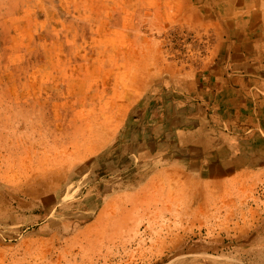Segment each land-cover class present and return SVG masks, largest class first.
<instances>
[{"label":"rangeland","instance_id":"374dc122","mask_svg":"<svg viewBox=\"0 0 264 264\" xmlns=\"http://www.w3.org/2000/svg\"><path fill=\"white\" fill-rule=\"evenodd\" d=\"M236 1L0 0V264H264V0ZM47 161L69 190L18 205Z\"/></svg>","mask_w":264,"mask_h":264},{"label":"bare ground","instance_id":"6f19581e","mask_svg":"<svg viewBox=\"0 0 264 264\" xmlns=\"http://www.w3.org/2000/svg\"><path fill=\"white\" fill-rule=\"evenodd\" d=\"M145 2V1H144ZM227 3V2H226ZM235 5H240V0L236 1ZM245 5V0L243 1V3L241 4V8H243V6ZM239 8V7H238ZM215 10V9H213ZM170 11V10H168ZM233 11H239L237 10L236 6H234ZM254 11V10H253ZM156 13V12H155ZM154 14V13H153ZM152 14V15H153ZM179 16L184 17L188 20H191L192 17L194 16V13H192L191 11H180L179 12ZM254 17V16H253ZM255 20V19H254ZM241 24L243 23H250V19L246 18L244 20H240ZM264 21V18H263ZM252 23V22H251ZM239 24L238 26L240 27ZM227 25V24H226ZM132 28V27H131ZM257 28V27H256ZM261 31V30H260ZM235 32V31H234ZM163 65V64H162ZM162 65H155L152 68V74H156V72L159 71V68ZM131 70V69H130ZM164 71L170 75L173 74H179L176 66L174 64H166V67L164 68ZM150 73V72H149ZM140 75H137L139 77V84L143 85V84H147L148 81L150 82L151 80H155V76L152 75V77L149 78V74L148 73H138ZM151 79V80H150ZM123 87V86H122ZM120 88V87H119ZM191 98H193V101H195V97L192 96ZM184 125V124H183ZM187 125H189L187 123ZM185 126V125H184ZM188 128V127H187ZM101 149H98L96 151H94V155H97L101 152ZM196 151V149H195ZM112 155V154H111ZM178 157V156H177ZM105 158V157H104ZM122 158V157H121ZM126 158V157H125ZM180 158V157H179ZM109 159V158H108ZM115 159V158H114ZM123 159V158H122ZM198 159V158H195ZM104 160V159H103ZM106 160V159H105ZM113 160V159H112ZM114 161V160H113ZM208 161V160H207ZM206 161V162H207ZM166 163L169 162V157L166 158ZM100 163V162H99ZM208 163V162H207ZM21 167H20V171H19V182L17 185V192L20 193L22 196L25 197H29V198H33L35 200H37L38 202H34L31 203L29 206H26L24 204V202L19 201L17 202L18 205L22 206V207H27L29 210H33V209H37V208H42V209H47L51 206L52 202L55 201L59 195L66 189H68V187L70 185H68L66 183V177L67 175L64 173L63 170L54 167L53 163H49L47 162H40L38 164H31V163H20ZM119 164V163H118ZM164 164V161L160 160L159 158L155 160V162L152 163V165L155 166H162ZM197 164V163H196ZM200 164V163H199ZM198 164V165H199ZM215 164V163H214ZM100 167V166H99ZM206 167V166H205ZM134 168H138V167H134ZM94 169V168H93ZM117 169H119L121 172H118L119 174L124 173L127 168H123L121 166H118ZM118 174V175H119ZM204 174V173H203ZM109 175H111V173H106L105 177H108ZM136 175L135 172H133L130 175V178L133 179V177ZM94 176V175H93ZM127 177V176H126ZM217 177V178H216ZM143 178V177H142ZM215 178V179H214ZM136 180L140 179L139 176L136 175ZM160 179V178H159ZM181 181L183 182H188L190 180H192V178L189 177H181L179 178ZM178 179V180H179ZM88 180V179H87ZM141 180V179H140ZM211 180L214 183V187H220L221 185L219 184V176H215L212 177L211 176ZM124 181V179L122 180ZM121 182V181H120ZM126 182V181H125ZM133 182V180H132ZM140 182V181H139ZM138 182V183H139ZM143 182V181H141ZM120 184V183H119ZM130 187V186H129ZM208 184H206V182H204L200 187L196 188L195 195L194 197H200L203 196V193L208 189ZM69 190V189H68ZM16 191H12V194H15ZM7 195V194H6ZM18 198V197H17ZM13 200V199H12ZM93 202V201H92ZM52 211V210H51ZM52 213V212H51ZM54 219V218H53ZM53 237V236H52Z\"/></svg>","mask_w":264,"mask_h":264},{"label":"crops","instance_id":"0c3cea01","mask_svg":"<svg viewBox=\"0 0 264 264\" xmlns=\"http://www.w3.org/2000/svg\"><path fill=\"white\" fill-rule=\"evenodd\" d=\"M156 129V128H155ZM154 147H157L158 149H155ZM150 150L151 151H155V152H159L160 150H163L162 149V146L161 145H159L158 144V146H152V147H150ZM195 153H197V149H196V151H195ZM195 157V156H194ZM196 158V157H195ZM156 159H158V158H156ZM160 160H162L163 161V158H159ZM178 161H179V159H178ZM164 165V164H163ZM162 165V166H163ZM150 166H151V164H150ZM150 166H149V168H150ZM158 167H161V166H158ZM157 168V167H156ZM154 169V168H153ZM152 168H150L149 170L151 171V170H153ZM140 177V176H139Z\"/></svg>","mask_w":264,"mask_h":264}]
</instances>
